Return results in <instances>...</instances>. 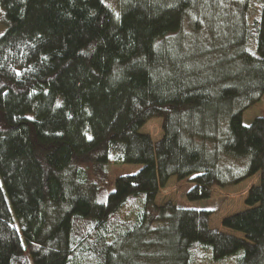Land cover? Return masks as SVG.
Returning a JSON list of instances; mask_svg holds the SVG:
<instances>
[{"label": "trees", "instance_id": "1", "mask_svg": "<svg viewBox=\"0 0 264 264\" xmlns=\"http://www.w3.org/2000/svg\"><path fill=\"white\" fill-rule=\"evenodd\" d=\"M1 8L0 264H264V116L243 121L264 98V0ZM255 176L222 228L155 201L172 177L195 200Z\"/></svg>", "mask_w": 264, "mask_h": 264}, {"label": "rangeland", "instance_id": "2", "mask_svg": "<svg viewBox=\"0 0 264 264\" xmlns=\"http://www.w3.org/2000/svg\"><path fill=\"white\" fill-rule=\"evenodd\" d=\"M252 1V0H251ZM113 6L116 5L117 0H108ZM194 16L191 12L187 15V18L184 21L183 32L185 34L192 33L194 31ZM204 25V22H203ZM9 24L6 20V13H4V8L0 9V36L7 29ZM205 32V28L202 29ZM254 106V107H253ZM251 106L252 111L249 110L244 120H249L252 117L257 115L264 116V98L263 100L255 103ZM249 107V108H251ZM142 130L148 132L153 136L154 140H157L161 137L163 132L161 119H151L149 120ZM141 163H118L110 164L108 170L110 171V183L108 185V190H112L115 186V179L120 174H129L135 173L140 170ZM257 176L248 178V180L241 182L235 186H227V188L214 187L213 194L210 198L206 199H195L191 200L187 197L188 187L191 185L188 181H177L176 178L172 177V180L169 181L165 186L160 189L156 200L157 203L162 204L167 200H172L175 203H178L182 206L187 207H197V208H211L214 212L210 215V225L213 227L222 228V217L230 213L239 211V209L244 207V196L249 188V185L257 180ZM100 199L102 196L100 195Z\"/></svg>", "mask_w": 264, "mask_h": 264}, {"label": "crops", "instance_id": "3", "mask_svg": "<svg viewBox=\"0 0 264 264\" xmlns=\"http://www.w3.org/2000/svg\"><path fill=\"white\" fill-rule=\"evenodd\" d=\"M254 107V106H253ZM252 109V107L251 108H247L246 110H245V113H244V115H243V121H244V123H246V124H250L251 122H252V120L255 118V116L254 117H252L251 119H249V120H244L245 119V115H246V113L249 111V110H251ZM252 111V110H251Z\"/></svg>", "mask_w": 264, "mask_h": 264}]
</instances>
